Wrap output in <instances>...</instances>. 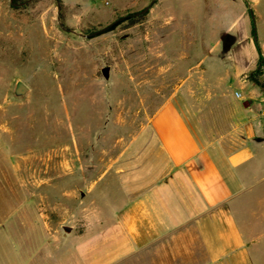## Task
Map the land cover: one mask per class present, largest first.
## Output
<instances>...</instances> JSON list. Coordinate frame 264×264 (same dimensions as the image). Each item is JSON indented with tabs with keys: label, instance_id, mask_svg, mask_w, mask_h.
<instances>
[{
	"label": "crops",
	"instance_id": "crops-1",
	"mask_svg": "<svg viewBox=\"0 0 264 264\" xmlns=\"http://www.w3.org/2000/svg\"><path fill=\"white\" fill-rule=\"evenodd\" d=\"M219 41L108 165L0 149V264H264V95L240 94L251 61Z\"/></svg>",
	"mask_w": 264,
	"mask_h": 264
},
{
	"label": "rangeland",
	"instance_id": "rangeland-1",
	"mask_svg": "<svg viewBox=\"0 0 264 264\" xmlns=\"http://www.w3.org/2000/svg\"><path fill=\"white\" fill-rule=\"evenodd\" d=\"M11 2L0 0V149L11 163L15 152L24 160L40 154L43 165L110 164L181 79L215 67L222 34L238 47L236 68L251 61L240 94L264 95V0ZM103 184L93 189L96 201ZM107 199L95 206L120 203Z\"/></svg>",
	"mask_w": 264,
	"mask_h": 264
},
{
	"label": "water",
	"instance_id": "water-1",
	"mask_svg": "<svg viewBox=\"0 0 264 264\" xmlns=\"http://www.w3.org/2000/svg\"><path fill=\"white\" fill-rule=\"evenodd\" d=\"M154 1H155V0H151V3H153ZM10 3H11L12 5H17V4H15V3L11 2V0H10ZM20 4H22V3H19L18 5H20ZM148 7H149V6H146V7H144L142 10H140V11H138V12H135V13L128 14V15H126L125 17H135V16H138V15H141V14H143V13H145V12L147 11ZM249 13H250L251 18L253 19V15H252L251 10H249ZM125 17H120V18H118L117 20H115V21L112 22L111 24H109V25L103 27L102 29H100V30H98V31H95V32L91 33V35H95V34H98V33H100V32H103V31L107 30V29H108L110 26H112L114 23H116V22L122 20V19L125 18ZM254 40H256L255 33H254ZM17 89H18L19 91H22V90H24V87H23V85H22L21 83H18V84H17Z\"/></svg>",
	"mask_w": 264,
	"mask_h": 264
},
{
	"label": "built area",
	"instance_id": "built-area-1",
	"mask_svg": "<svg viewBox=\"0 0 264 264\" xmlns=\"http://www.w3.org/2000/svg\"><path fill=\"white\" fill-rule=\"evenodd\" d=\"M234 95L238 97L239 93L235 92ZM260 115L264 117V101H263V104H262V108L260 110Z\"/></svg>",
	"mask_w": 264,
	"mask_h": 264
}]
</instances>
